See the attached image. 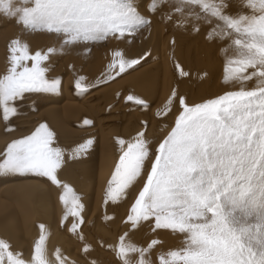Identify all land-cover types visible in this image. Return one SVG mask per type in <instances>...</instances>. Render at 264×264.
I'll use <instances>...</instances> for the list:
<instances>
[{
  "label": "snow or ice",
  "instance_id": "6c2138e0",
  "mask_svg": "<svg viewBox=\"0 0 264 264\" xmlns=\"http://www.w3.org/2000/svg\"><path fill=\"white\" fill-rule=\"evenodd\" d=\"M22 4L25 6L13 9L12 0H0V11L19 14V22L26 29L64 37L61 52L65 46L131 35L150 23L133 0H22ZM248 6L252 15L233 17L225 12V0H178L177 12L199 8L206 18L219 22V35L231 39L235 52L226 60L224 83L240 87L197 104H188L174 89L163 113L157 115L171 112L177 99L180 111L154 154L144 132L128 141L117 138L120 155L104 203L121 201L141 177H146L127 221L135 227L154 220L155 229L184 237L183 247L159 255V264H264V0H248ZM156 9V3L150 5V11ZM8 52L9 67L0 75L4 121L17 115L16 103L26 94L55 93L60 84L58 79L47 78L44 67L57 53L56 48L33 53L26 43L13 40ZM114 56L119 59L109 67L118 68L119 73L140 63L139 59H125L120 51ZM176 67L180 69L179 64ZM180 74L188 75L182 69ZM83 80L80 77L75 83L82 91L87 90ZM250 81H255V86L248 88ZM127 100L147 107L139 97L129 95ZM92 143L89 139L74 148L70 158H78ZM149 161L150 168L146 169ZM64 162L65 150L55 145V133L41 124L31 135L6 146L0 175L47 178L63 189L60 201L65 207L64 218H79L84 208L80 197L58 178ZM79 223H83L82 218ZM78 226L73 223L71 231L76 232ZM39 229L28 260L0 239V264H52L45 225L40 224ZM126 236L120 237L116 247L122 264H152L151 251L159 241L140 247L127 242ZM88 250L85 245L84 251ZM54 256L55 264H66L59 249Z\"/></svg>",
  "mask_w": 264,
  "mask_h": 264
},
{
  "label": "rangeland",
  "instance_id": "374dc122",
  "mask_svg": "<svg viewBox=\"0 0 264 264\" xmlns=\"http://www.w3.org/2000/svg\"><path fill=\"white\" fill-rule=\"evenodd\" d=\"M137 1H138V3L133 0L134 6L138 9V11L141 9L140 7L143 8V3L146 2L147 7H146V11L145 12L150 18L152 16V11H150V5L151 4L156 3L157 4V9H158V8H161V5L163 7V6L170 5V4H173L175 2H178V0H176L175 2H171V1H168V0H153L155 2H152V0L151 1L150 0H137ZM157 1H158V3H157ZM232 1H235V3H236V1H239V2L241 1V2H240L239 6H238V3L236 4L238 6V7L235 6V7H237L236 9L228 10V11H231V12L227 11V14L231 13L229 15H232L233 14L232 12L238 14V16H240L241 14L242 15L245 14L247 16H250V15L253 14V9L249 8V6H248V0H226L225 3L231 4ZM146 4H144V6ZM158 4H161L160 7H158ZM173 5H175V4H173ZM22 6H25V5L22 4V0H12L13 9H15L16 7H22ZM142 10L143 9H141L139 11V13H140L141 16H144L141 13ZM193 10L196 11L197 14H196V12L194 13V11H189L187 9L185 11L189 15L191 14V15L194 16L196 14L195 18H197V17L200 18L201 15H205V13H203L199 8H193ZM255 11L259 12V8L255 9ZM144 18L146 19L145 16H144ZM205 18H206V16H204V19ZM175 19H176V17H175ZM146 20H148L150 22V19H146ZM198 21L202 22L203 20H198ZM149 24L147 26H145V27L140 28L138 31H136L134 34H131V35L126 33L125 36H123V37L109 36L106 40H103V41H100V42H95V43L90 42V43H87V44H77V45H73V46H65L63 48V51L61 52L60 49H61V45H62L64 37H58L55 34H50V33L44 32V31H33L31 29H26L23 26V24L21 22H19V14H17L16 16H11V15L5 14L3 11H0V66L2 68V69L0 68V75H3L7 71L8 67H9V62H8L9 52H8V49H9V46H10L11 42L14 39V40H20V41H22V43H26L29 46L30 51H32L33 53L35 51L45 52L50 47L56 48L57 49V53L54 54V55H51L49 57L48 61L45 62L44 67L47 68V72H46L47 78H49V79H58L60 81V84H61V85L59 84V87H58V89H57V91L55 93H28V94L25 95L24 99H22L20 101H17V103H16V107H17V111H18L17 115L13 116V117H10L11 120L5 121L4 122V124H5L4 128L5 129L2 126L3 129L0 130L1 135H2V141H0V153H1L0 154V159L2 158V154L5 151L7 144H9L10 142H12L15 139H20V137L21 138L26 137V136L29 135V133L31 135L34 132V130H36L35 128H38L39 125L44 124V122H46V125H47V122L49 123L47 126L49 127L50 130L52 129L51 130L52 132L55 133V137L57 135L58 136L64 135V137L63 136L59 137L61 139H59L58 136H57V138H55V140H61L62 143H61L60 147L65 150V159L70 163L69 165L71 167L73 166L79 173L78 176H77V181L80 184L82 183V185H79L75 189V193L80 197V200L82 198V200H81L82 202L81 201L80 202L83 204L84 208H83V211L81 212L80 216H82L83 223L82 224L79 223V220L81 219V217L75 218V217H72L71 215H69L67 217V219H65L64 218L65 217V207L64 206H60L59 203H58V207L57 208H56V205H54V207L52 205V209H51L50 212H52V214H53L52 216H54L55 215V211L57 209L62 210L63 216L60 218V220H58L59 221V224H58L59 226L58 227L61 229V230L60 229L59 230H60V232L63 235H65V234L67 235V237H66L67 239L66 240H68L71 244L79 246L81 248V250L76 255V257L73 256V260L80 259V261H78V262L81 263V264H92V263L93 264H108L107 261H109V263L111 262L112 264H122V261L117 256V252H116V246L118 244L116 245L115 243H119L118 241H120V237H122L125 234H127L126 240L128 242H131V243H133V244H135L137 246H140V247H147L148 246L147 244H150L152 240H157L159 242L162 241L161 239H157L154 236L155 235V231L152 233V231L155 229L153 220L152 221L151 220L147 221L145 226H144L145 223L143 221V222H141V224H139V225H137L135 227H132V225L127 221V216L129 214V208H130L129 206H131L134 203L135 198L138 196L139 191L142 189V186H143V183H144V180H145L146 177H141L138 180V182L135 185H133L128 190L127 196L124 199H122L121 201H119L117 203H112L111 201H109V203L105 204L104 201H103L105 199V197H104L102 199V201L100 202L101 204H99V203L97 204V209L94 208L96 206L95 200L98 199V198H96V196H97L96 194L100 190H101L100 194L101 193L103 194L102 189H101L102 186L100 184H97L96 181L94 180V178H91V180H89V177H87V175L89 176V174L92 173L91 172L92 166H94L95 163L97 164L101 160L102 155L105 154V153H101V149H100V143H99V139L100 138L98 137L99 132L101 130L100 124H104L105 125L106 123H104L103 121H105V119L108 118V117H110V118H120V119H115L114 121H112L110 126L114 128V133L115 134L121 135L122 131L124 129H126L127 126L130 127V125H128V122H125L123 118H125V120L128 119V118L129 119L137 118L138 121L140 120V119H138V118H140V116H138V115H140L141 113L137 112L136 109L134 110V108L136 106H139V105H136L135 103L130 102L128 100L126 101V103L123 101V99H124L123 96L125 95L126 91L125 92L124 91H122V92L119 91L120 94L118 96L116 94L114 96L111 95L113 92H110V91L109 92H103V93H100V94L98 92L101 91V90L108 89L111 86H113V84L115 82L122 80L123 77H120V75L124 74L125 72L119 73V69L118 68L111 69L109 67L111 65L112 61L116 58L114 56V53L117 52V51H120L122 54L123 53L134 54L132 52V50H133L132 48L138 45V40L140 41V39H141L139 37V34H141L140 32H142L146 27H148ZM177 25L179 27V24H177ZM213 27H215L214 28L215 30H213V31H218V29H219L218 24H215ZM213 31H211V32H213ZM176 33L177 34L179 33L180 36H181V44H176L175 38H171V40H170L171 41V45L175 44L177 46L178 45L184 46L183 45L184 42H185L184 41V37L182 36V34L179 31L176 32ZM198 33H199L198 31L192 32V30H190L189 33H188L189 39L192 41V39L196 38L194 35H198ZM1 34H4V35H1ZM167 34L170 35L169 32H167ZM18 36L22 37V38H19ZM5 38H6V40H5ZM24 39H25V41H24ZM197 41L195 43H193V45H191L190 43H189L190 45H187V46H190L191 49H192L193 55L191 57L196 56V57H198L200 59L202 57L203 58L207 57L203 53L204 45L207 48H211V47H215L216 46V42H214L212 40H211V42H208V40H206V39H203L204 42H197ZM34 42H36V43H34ZM226 43H227V40L225 41V44ZM34 44H36V45H34ZM37 44H39V45H37ZM226 45L227 46L229 45L228 46L229 48L234 49L233 47H230V45H231L230 42L227 43ZM1 46H3V47H1ZM120 48H122V49H120ZM126 48L129 49V50L127 51ZM109 49L111 51L110 53H109ZM113 49H115V50H113ZM2 51H4L5 53L2 52ZM103 52H105V53H103ZM219 53H220V51H219ZM4 55L6 56V58H5ZM123 57L125 59H127V58H129V59H137V58H135V55L134 56H129V57H127V56H123ZM72 59L74 61H72ZM116 59L118 60L119 58H116ZM157 61H158V58H156L155 62H157ZM67 62H70V63H67ZM1 64H3V65H1ZM29 66H31V62H29ZM5 69H6V71H5ZM176 69H177V67H176ZM72 70L75 71V72H72ZM117 73H119V74L116 76ZM177 73H180V69H178ZM70 75H71V78H70ZM73 75H74V77H73ZM80 77H84L83 83L86 86H88V87L90 86L89 81L96 83L100 79L104 80L105 78H107V80L101 81L100 84L97 83L94 87H91V86L89 88L87 87V90H83L82 91V90L77 89L75 87V83ZM253 85H255V82H254ZM64 90L66 92V95H65V92H63ZM85 94H89L86 99L84 97H82ZM69 95H70V97H69ZM89 97H91V98H89ZM69 99H71V101ZM106 100L108 101L109 105L107 104ZM44 101H46V102H44ZM86 101L89 102V103H87ZM109 101H111V103ZM120 101H121L122 105L119 104ZM46 103H47L48 106L46 105ZM19 104L21 106H19ZM105 104H106V106H104ZM125 104H127V107L131 106L130 109H129V107L126 108ZM37 106H40V107H37ZM69 106H70V108L66 110V108H68ZM97 106L99 107V111H98V107ZM153 106L154 105L147 106V117H149L151 119L152 118L154 119V118L158 117L156 115V112H151V108ZM48 107L51 110L52 109L53 110L49 111ZM80 107L83 109L84 115L83 116L82 115L78 116L80 119L74 121V119L71 118L68 113L71 112L73 109L75 111V109H79ZM139 107L144 109L143 106H139ZM18 108L21 109V110H19ZM38 108H39V110H38ZM117 108H118V110L115 111V109H117ZM55 109H57L59 112L57 110H55ZM40 110L42 112L44 111V113L41 114ZM23 112H25V113H23ZM38 112H40V114ZM52 114H53V116H52ZM55 114H56V116H55ZM62 114H63V117L65 119L62 117ZM134 115H135V117H134ZM154 115H156L157 117H155ZM91 116H92V118H91ZM104 116H106V117H104ZM162 117H165V115H162ZM46 118L48 119L47 121H46ZM149 118H148V120H149ZM17 119H19V120H17ZM32 119H33V121H32ZM51 119L54 122V126L52 124H50V123H52V121H50ZM61 119H63V120H61ZM72 119H73V121H72ZM151 119L149 120L150 124L152 123V120H153V119L152 120ZM58 120L63 122L65 124L66 128H69L70 130H73L74 132H76L75 133L76 135L72 136L71 134L70 135L68 134V136H67V134H65L63 132L64 129H63V131L60 132L59 130H62V128H61L62 126L56 124V123H58ZM87 120L89 122H91V123H89ZM12 121H13V124H15L17 127L12 124ZM39 121H40V123H39ZM55 121H56V123H55ZM84 121L85 122L87 121L88 123H85ZM92 121H94V122H92ZM85 124H86V127H84ZM21 125L22 126L24 125V127H22ZM19 126H21L22 128L19 127ZM7 127L8 128H14L13 130L11 129V131H10L11 133L9 132V135L7 133L9 131ZM32 127H34V128H32ZM6 128H7V131H6ZM57 128H58V131H57ZM28 129H30V130H28ZM92 129H94L93 132H92ZM88 130L91 131V132H88ZM170 130H171V128H170ZM13 131H15L17 133H15ZM20 131H23V132H20ZM2 133H4V134H2ZM21 134H23L22 135L23 137L21 136ZM133 137H135V135ZM89 139L93 141V144L88 148V150L85 153H83L82 155H80L76 159L70 158L71 151L74 148L78 147L80 144L86 142ZM151 143H152V141L149 140V147H150V149L152 151L153 145H151ZM2 145H4V146H2ZM1 149L2 150L4 149L3 152H1L2 151ZM105 152H107V151H105ZM113 170L114 169H112L110 171L109 177H107V175L103 176L104 177L102 179V180H104L103 183L107 182L108 180H110ZM59 174H61V173H58V176H60ZM9 175H5L6 179H8V180L5 179L4 175L3 176L0 175V185H2L4 182H8V181L9 182H13V181L17 180L16 177H12V176H9ZM10 177L13 178V179H11ZM37 177L38 178H36V179H40L41 178V179L47 180V178H45V177H40V176H37ZM107 178H108V180H107ZM94 181H95V183H94ZM48 182H49L48 188H49V191H50V194H49L50 196L48 195V193H46V195H48L47 197H49L48 202L49 201L52 202V201H54L52 199L55 198V195H54L55 188H58V187H56L53 184H51L50 181H48ZM107 186H108V184L105 186L106 188L103 187L104 195H105ZM85 191H86V193H85ZM94 195H96V196H94ZM9 197H10V195H8L7 193H1L0 194V198H2V200H5L6 202L9 201L11 203V199ZM23 203H24V201L22 203H20V204L17 203L18 204L17 207H18V209L20 208L19 212L21 213V215H22L21 209L23 211H26L27 213L30 211L28 207L25 208ZM98 205L100 207H98ZM122 207H123V210H122ZM2 208H3V206L0 204V211H1ZM92 208H94V211H92ZM105 210L108 211V212H106ZM85 213H89V214H85ZM125 213L127 215H124ZM91 216H93V218ZM71 217L74 220L71 219ZM98 218H100V219H98ZM23 221L24 220H21V224L23 223ZM118 221H119V223H118ZM70 222H72L71 225H70ZM73 223H77L79 225L77 230H76V232H72L71 231ZM120 223H122V224H120ZM47 235L49 236V233H47ZM84 235H85V237H84ZM116 235H118V236H116ZM81 236L83 237V239H81ZM113 236H115V237H113ZM178 237L181 238V241L179 240L181 244H179V245H178V243H174L175 239H177ZM87 238H89V239H87ZM113 238H116V239L118 238V239H117V241H115L116 239H113ZM90 239H92V240H90ZM112 239H113V241H115V243L112 242ZM147 239H151V240H147ZM106 240H107L108 243L106 242ZM36 241H37V239H36ZM183 241H184V237H182L181 234L175 233L173 235V237L168 241L169 249H167V250H158V247H159V245H161V242L159 244H157L151 251L150 258H151L152 264H159L158 257H159V255L161 253H166V252H168L170 250H175V249H179V248L183 247ZM93 244H94V246H93ZM112 244H113V246H112ZM85 245L89 246V250L87 252L84 251ZM100 247H102V248H100ZM104 252H106V253H104ZM86 254H87V256H85ZM94 256L96 258H94ZM114 257H115V259H114ZM91 258L92 259L94 258V259L92 260ZM131 259L133 260V262H135L137 257L135 255H133L131 257Z\"/></svg>",
  "mask_w": 264,
  "mask_h": 264
},
{
  "label": "bare ground",
  "instance_id": "6f19581e",
  "mask_svg": "<svg viewBox=\"0 0 264 264\" xmlns=\"http://www.w3.org/2000/svg\"><path fill=\"white\" fill-rule=\"evenodd\" d=\"M134 1H136L138 3L137 0H134ZM168 1L175 2L176 0H168ZM152 2H155V1L152 0ZM240 2L236 1V3H235V1H232L231 4L226 3V5H227V7L225 9L226 14H227L228 10L236 9L240 5ZM157 3H158V1H157ZM177 3L178 2H175V3H173L175 5L170 4V5H166V6H163V7H162L161 4H158V7H160V5H161V8L156 9L154 12L152 11L151 18L145 12L146 11V7H147L146 2L143 3V8L140 7L141 9H143L141 11V13L146 17V19H150V24L142 32H140L141 34H139V37L141 39H140V41L138 40V45L132 48L133 49L132 52L134 54L123 53V56H127V57L135 55V58L139 59L140 63L135 65L133 68H130L127 71H125L124 74H121L120 77H123L124 79L122 78V80L115 82L113 84V86H111L108 89L99 91L98 92L99 94L103 93V92H109L110 91V92H113L111 95L114 96L116 94L118 96L120 94L119 91H121V92L122 91H124V92L126 91L125 95L123 96V98H124L123 101L125 103H126L127 97L129 95H133V96L139 97V98L143 99L146 102L147 106L154 105L151 108V112H156V115H157L158 113H163L165 104H166L168 98L170 97V95H171V93H172V91L174 89L176 90L178 97L179 96L185 97L186 102L188 104H197V103H202V102H204L207 99L218 97L220 95H223L227 91L235 90V89H238L240 87L239 84H235V83L225 84L224 83L223 77H224V67H225L226 60H227V58H230V57L234 56L235 52H234V49H231V48L228 47L229 45L228 46L226 45L229 42L231 44V40H230L229 37H221L219 35V31H220L219 29H218V31H213V30H215L214 29L215 27H213V26L215 24H218L219 22L216 21L214 18H211V17H207V18H205L206 19L205 20L204 16H206V14L205 15H201L200 18H195L197 12L194 11L193 9H191V11H194V13L196 12V14L194 16L191 15V14L190 15L187 14L186 11H184L183 14L179 13V12L176 11V4ZM237 3H238V6L236 5ZM144 4H146V5L144 6ZM235 6H237V7H235ZM228 12H231V11H228ZM232 13L233 14L230 15V16L238 17V14H236L234 12H232ZM229 14H231V13H229ZM175 17H176L177 20L175 19ZM198 20H203V21L200 22ZM177 24H179V27H178ZM190 30H192V32H195V31L199 32L198 35H194L196 38L192 39V41L188 37V33H189ZM178 31L184 37V41H185L184 44H183L184 46H181V45L177 46L175 44L171 45V41H170L171 38H175L176 44H181V36H180L179 33L178 34L176 33ZM211 31H213V32H211ZM167 32H169L170 35H168ZM1 35H4V34H1ZM19 38H22V37H19ZM203 39L208 40V42H211V40L216 42V46L215 47H211V48H207L204 45L203 53L207 57H204V58L202 57L201 59L196 57V56L191 57L193 55V52H192L191 47L187 46V45H190V44L193 45V43H195L197 40H198L197 42H204ZM5 40H6V38H5ZM226 40H227V43L225 44ZM24 41H25V39H24ZM36 42H34V43H36ZM39 44H37V45H39ZM34 45H36V44H34ZM1 47H3V46H1ZM122 48H120V49H122ZM115 49H113V50H115ZM128 50L129 49H127V51ZM219 51H220V53H219ZM2 52H4V51H2ZM110 52L111 51L109 49V53ZM103 53H105V52H103ZM5 58H6V56H5ZM156 58H158L157 62H155ZM127 59H129V58H127ZM72 61H74V60L72 59ZM67 63H70V62H67ZM177 64L180 65V69H182L183 71L188 73L187 76H182L180 73H177L178 72V69H176V65ZM1 65H3V64H1ZM0 68H1V66H0ZM5 71H6V69H5ZM72 72H75V71L72 70ZM117 75L118 74H116V76ZM73 77H74V75H73ZM70 78H71V75H70ZM105 80H107V78H105L104 80L100 79L96 83L89 81V83H90L91 87H94L97 83L100 84L101 81H105ZM254 82L255 81L247 82L246 87H248V88L254 87L255 86V85H253ZM63 92H65V90ZM65 95H66V92H65ZM88 95L89 94H85L82 97H84L86 99L88 97ZM69 97H70V95H69ZM89 98H91V97H89ZM71 99H69V100L71 101ZM44 102H46V101H44ZM106 102L109 105L107 100H106ZM109 102L111 103V101H109ZM87 103H89V102H87ZM119 104L122 105L121 101L119 102ZM46 105H47V103H46ZM125 105H126V108L129 107V106L127 107V104H125ZM19 106H21V105L19 104ZM104 106H106V104ZM139 106H136L134 108V110L136 109L137 112L141 113L140 115H138V116H140V118H138V119L141 120V121L139 120L141 123L137 120V118H132V119L128 118L126 120H125V118H123L125 122H128V125H130V127L127 126L126 129H124L122 131L121 135L115 134L114 133V128L110 126L112 121H114L115 119H120V118H110V117L107 116L108 118H106L105 121H103L106 124L105 125L104 124H100L101 130L99 132L98 137L100 138L99 139V143H100L101 153H105V154L102 155L101 160L97 164L95 163V165L92 166V170H91L92 173H90L89 176L86 174L87 177H89V180H91V178H94L96 183L100 184L102 186V188L101 187L100 188L102 189L103 194L102 193L100 194V191H101L100 190L99 192L96 191L97 194L96 193L95 194L97 196L94 195V196H96V198H98V199L95 200L96 206L94 208H96V209H97V204L98 203L101 204L100 202L105 197L103 187H105L108 184L107 182L109 181L108 178H107L108 181L103 183V181H104V180H102L104 178L103 176L107 175V177H109L110 171L112 169H114V166H115V164H116V162L118 160V157L120 155L119 145L116 142L117 138L124 139L125 141H128V140H131L134 135L136 136L137 133L144 132L145 133V138L148 141L149 140L152 141V143H151V145H153L152 153L154 154L156 149H157V147H158V145H159V143L164 139V137L170 131V128L174 125L175 118L179 114V111H180L179 103H178V99H177L173 103L171 112H169L167 115H165V117H162L163 114L157 115L158 117L156 115H154L157 118H154V119L152 118L153 119L152 120L151 118L147 117V107L146 108L144 107V109H142ZM37 107H40V106H37ZM130 107H129V109H130ZM69 108H70V106L68 108H66V110L69 109ZM19 110H21V109H19ZM38 110H39V108H38ZM50 110L51 109L49 108V111ZM55 110H57V109H55ZM117 110H118V108L115 109V111H117ZM98 111H99V107H98ZM23 113H25V112H23ZM38 113L40 114V112H38ZM42 113H44V111L43 112L41 111V114ZM68 114L70 115L71 118L74 119V121L80 119L78 116H81V115L83 116L84 115L83 109L81 107L79 109H75V111L73 109ZM52 116H53V114H52ZM55 116H56V114H55ZM62 117H63V114H62ZM104 117H106V116H104ZM134 117H135V115H134ZM91 118H92V116H91ZM148 118H149V120L150 119L152 120L151 124L149 123ZM73 119H72V121H73ZM9 120H11V119H9ZM17 120H19V119H17ZM47 120L48 119L46 118V121ZM59 120H58V123H56V121H55V123L57 125L62 126L61 127L62 130H59L60 132L63 131V129H64L63 132L65 134H67V136H68V134L69 135L71 134L72 136L76 135L75 134L76 132H74L73 130H70L69 128H66L65 124L63 122L59 121ZM61 120H63V119H61ZM32 121H33V119H32ZM40 121H39V123H40ZM50 121H52V119ZM4 122L5 121L3 120L2 113L0 112V130L4 128V126H5ZM92 122H94V121H92ZM89 123H91V122H89ZM12 124H13V121H12ZM44 124H46V122H44ZM48 124L49 123L47 122V125ZM50 124H52L54 126V122L53 121ZM13 125H15V124H13ZM2 126H3V128H2ZM21 126H19V127H21ZM22 127H24V125ZM84 127H86V124H85ZM7 128H6V131H7ZM32 128H34V127H32ZM8 129H12L13 130L14 128H8ZM35 129H37V128H35ZM28 130H30V129H28ZM93 130L94 129H92V132H93ZM15 131H13V132H15ZM57 131H58V128H57ZM9 132L10 131L7 132L8 135H9ZM20 132H23V131H20ZM88 132H91V131L88 130ZM15 133H17V132H15ZM2 134H4V133H2ZM22 135L23 134H21V136ZM29 135H30V133H29ZM57 136L55 138H57ZM62 136L64 137V135H62ZM62 136H58V138L62 137ZM59 139H61V138H59ZM0 141H2L1 132H0ZM61 143H62L61 140H55V145L60 147ZM2 146H4V145H2ZM3 150L1 152H3ZM105 151H107V152H105ZM69 164L70 163L65 159L64 165L58 171V173H61V174H59L60 176H58V178L62 181V183H66V184L70 185L73 188V190L75 191V189L79 185H82V183L80 184L77 181V176L79 174L78 171L73 166L71 167ZM148 167L150 168V161L147 164L146 169ZM9 176L16 177L17 180L15 179L16 181H13V182H9V181L8 182H4L2 185H0V194L1 193H7L8 195H10L9 198L11 199V203H10L9 201L6 202L5 200H2V198H0V204L3 206V208L0 211V239H4L7 242H9L10 245L12 246V249L14 251L20 252L24 256V258L26 260H28V259L31 258V255L33 253L34 243L36 242V239L38 240V238L40 236L39 225L43 224V225H45L46 233H49L48 239L46 241V247H47L49 260L52 262V264H55L54 253H55V251L57 249H59L60 252L62 253V255L64 257H66V264H81V263L78 262V261H80V259L73 260V256L76 257V255L79 253L81 248L79 246L71 244L68 240H66L67 239L66 238L67 235L66 234L63 235L60 232L61 229L58 227L59 226L58 225L59 224L58 220H60V218L63 216L62 210L57 209L55 211V215L54 216H52L53 214H52V212H50L51 209H52V205H53V207H54V205H56V208L58 207V203H59L60 206H64L62 204V202L60 201V195H61L63 189L62 188H55V193H54L55 198L52 199L54 201H52V202L49 201L48 202L49 197H47V196L50 194V191H49V188H48V185H49L48 180L41 179V178L40 179H36L38 177L36 175H31V174H29V175L10 174ZM4 177H5V175H4ZM5 179H6V177H5ZM11 179H13V178H11ZM6 180H8V179H6ZM95 181H94V183H95ZM46 193H48V195H46ZM85 193H86V191H85ZM81 200H82V198H81ZM23 201H24L23 205L25 206V208L28 207L30 211L27 213L26 211H23L21 209V211H22V215H21V213L19 212L20 208L18 209L17 206H18V204L22 203ZM98 207H100V206L98 205ZM123 207H122V210H123ZM129 207L131 208V206H129ZM94 208H92V211H94ZM130 208H129V210H130ZM106 212H108V211H106ZM89 213H85V214H89ZM124 215H127V214L125 213ZM80 217L82 218V216H80ZM91 217L93 218V216H91ZM71 219H73V218L71 217ZM98 219H100V218H98ZM21 220H24L22 224H21ZM146 222L147 221H144V223H145L144 226L146 225ZM153 222H154V220H153ZM71 223L72 222H70V225H71ZM118 223H119V221H118ZM120 224H122V223H120ZM154 231H155V235L154 236L157 239H161L162 240V241H160L161 245H159L158 250H167V249H169L168 241L173 237V235L175 233L171 232L170 230H166V229H154L152 231V233ZM116 236H118V235H116ZM123 236H125V235H123ZM84 237H85V235H84ZM113 237H115V236H113ZM87 239H89V238H87ZM113 239H116V238H113ZM113 239H112V242L115 243V241H117L118 238L115 241H113ZM90 240H92V239H90ZM147 240H151V239H147ZM179 240L181 241V238L178 237L177 239H175L174 243H178V245L181 244ZM106 242H107V240H106ZM113 244H112V246H113ZM115 244L117 245L118 243H115ZM93 246H94V244H93ZM100 248H102V247H100ZM104 253H106V252H104ZM85 256H87V254ZM94 258H96V257L94 256ZM114 259H115V257H114ZM107 262H108V264H112L111 262L109 263V261H107Z\"/></svg>",
  "mask_w": 264,
  "mask_h": 264
}]
</instances>
